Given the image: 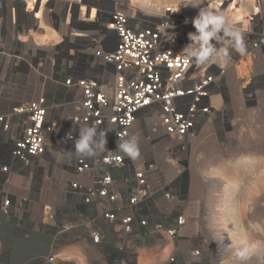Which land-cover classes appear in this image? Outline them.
<instances>
[{
    "label": "built area",
    "instance_id": "1",
    "mask_svg": "<svg viewBox=\"0 0 264 264\" xmlns=\"http://www.w3.org/2000/svg\"><path fill=\"white\" fill-rule=\"evenodd\" d=\"M42 1L34 9L26 2L21 12L14 7V28L33 37L43 30ZM96 1L87 22L75 12L54 15L70 28L58 41L33 39L27 47L28 37L20 38L9 55L7 78L34 73L40 94L0 112V264H138L145 250L164 251L167 243L174 253L165 264H206L200 244L180 248L195 219L187 158L206 125L224 129L228 63L249 65L264 52V0H252L256 10L234 24L245 52L230 47L225 61L213 53L203 64L180 54L196 30L172 7L156 19L127 11L119 0ZM9 10L8 0H0V18ZM210 43L217 52L225 46ZM259 87L251 77L243 93ZM84 127L97 129L96 143L106 134V149L78 154L74 145ZM121 142L135 143L138 156L118 150ZM58 167L65 176L50 198L46 182ZM13 234L28 245L38 242L33 257L23 259Z\"/></svg>",
    "mask_w": 264,
    "mask_h": 264
},
{
    "label": "rangeland",
    "instance_id": "2",
    "mask_svg": "<svg viewBox=\"0 0 264 264\" xmlns=\"http://www.w3.org/2000/svg\"><path fill=\"white\" fill-rule=\"evenodd\" d=\"M31 1L8 0L10 7L8 17L0 18V112L30 102L40 94L37 75L34 73L13 80L6 76L5 72L11 63L9 55L12 54L19 39L28 37L25 41L27 47L32 46L33 39L41 43L49 41L50 44L58 41L70 28L65 24H56L54 15L60 17L68 11L69 17L71 15L75 17L72 14L75 12L79 21H86L92 15L93 9L95 15L98 5L96 1L92 4V0H57L54 6H51L54 10L51 12L49 8L51 0H47L44 2L45 5L41 3V7L44 5L40 14L44 29L36 28L37 32L33 37L29 32H19L14 28L11 13L14 7L19 12L28 8L26 2L28 4L31 2L33 5L39 2V0ZM244 2L243 0H119V4L127 11L156 19H161L165 9L172 7L185 22L190 23L202 7L213 6V11L227 12L231 15L237 9L242 10ZM38 5L39 3L37 7ZM84 6L93 7L88 16L83 18L81 11ZM233 6L236 9L230 13ZM25 14L24 10L22 15ZM192 28L195 30L194 26ZM46 49L51 50V48ZM249 135L248 146L242 141L243 138H238L241 132L237 131L232 136V133L225 129H214L202 134L199 139H192L187 158L190 163V195L192 201L198 203V208L197 212L191 210L193 206L190 210L196 216L194 220L197 222L194 226L197 229L196 239L198 238L197 241L200 242L197 244L206 250L205 254L209 257L206 264H264V133L253 132ZM61 137L63 139L64 133ZM162 146L157 147L160 153L164 152ZM143 148L149 149L146 145ZM64 176L63 169L58 167L54 170L51 180L46 182L50 198L54 194L52 190L59 188ZM245 244L250 251L247 258L241 260L236 252L245 247ZM64 259L68 258L64 257ZM91 260L88 262L91 263L93 261ZM66 262L63 264L73 263Z\"/></svg>",
    "mask_w": 264,
    "mask_h": 264
},
{
    "label": "crops",
    "instance_id": "3",
    "mask_svg": "<svg viewBox=\"0 0 264 264\" xmlns=\"http://www.w3.org/2000/svg\"><path fill=\"white\" fill-rule=\"evenodd\" d=\"M244 6L242 7L243 16L240 20H233L235 23L240 22L245 16L249 14V11H254V3L252 0H243ZM233 19V18H232ZM86 22V21H85ZM227 77L225 82L226 94H225V112L224 117L225 121L221 126L228 132L232 133V136L235 135V132H241V136L238 138H243L242 141L247 142L250 139V135L253 132H262L264 133V52H258L256 60L249 65H245L243 62L228 63ZM251 77H258L260 82V87L255 91L254 95H244L243 85ZM216 125H206L196 137L199 139L202 134L206 132H211L212 130H218ZM244 136V137H243ZM236 138V137H235ZM191 179H188V199L191 210L197 212L198 203L192 201L191 195ZM49 197V194H47ZM192 217L194 214H191ZM196 220H193L184 229V236L191 237V239H184L180 242V248L182 250H189L194 247L193 245L197 244L196 240L197 229L195 228ZM11 238L16 239L20 246L24 250V258L27 259L35 255L34 247L39 245L37 241H33V245H28L25 243L20 235L13 234ZM167 248L164 251H157L156 249H147L140 256L138 264H165L168 261V256L174 253V247L172 243H167ZM48 250V242H46L42 248V252ZM82 253L87 255L93 254L91 249H82Z\"/></svg>",
    "mask_w": 264,
    "mask_h": 264
},
{
    "label": "clouds",
    "instance_id": "4",
    "mask_svg": "<svg viewBox=\"0 0 264 264\" xmlns=\"http://www.w3.org/2000/svg\"><path fill=\"white\" fill-rule=\"evenodd\" d=\"M191 6L197 7L196 5ZM212 8L213 6L200 8L198 15L192 20V24L196 31L188 34V39L191 43L180 53L186 60L195 58V62L203 64L213 58V53H216V56L219 57L221 61H225L229 55L228 50L230 47L241 54L245 52L242 32L234 26L231 15L227 12L213 11ZM162 27L167 29L174 26L164 23ZM221 30H223V37L218 35ZM213 38L218 42H224L225 46L221 47L218 52L213 44L210 43ZM224 38L230 39L225 40ZM96 134L97 129L94 127L82 128L74 145L76 152L78 154L91 156L93 155L94 147L100 148L101 150L106 149V134L99 133V143H96L94 140ZM118 150L122 151L130 158H135L139 154L135 143L121 142L118 144ZM241 243L245 242L241 241ZM249 251V247L245 244V247L237 250L236 255L241 260H244L247 258Z\"/></svg>",
    "mask_w": 264,
    "mask_h": 264
},
{
    "label": "bare ground",
    "instance_id": "5",
    "mask_svg": "<svg viewBox=\"0 0 264 264\" xmlns=\"http://www.w3.org/2000/svg\"><path fill=\"white\" fill-rule=\"evenodd\" d=\"M84 1V0H83ZM94 1H96V0H92L91 1V3L92 4H94ZM32 2V1H31ZM31 2H30V4H31ZM44 2H47V0H43V4L45 5V3ZM97 2V1H96ZM95 2V3H96ZM33 4H31V6H32ZM44 5H42V7L40 8V13L43 11V6ZM78 5V4H77ZM222 4L220 3L219 4V6H221ZM70 6V5H69ZM93 6H84L83 7V9H82V11H81V16L84 18L85 16H88V14L90 13L89 11H90V9L92 8ZM33 8H34V5H33ZM33 8H31V9H33ZM70 8V7H69ZM236 9V7L235 6H233L232 8H231V11H230V13H232L234 10ZM256 10V6L254 7V11ZM94 16V9L92 10V15H91V17H93ZM241 16H242V11L240 10V9H237L234 13H232L231 14V17L233 18V20H240L241 19ZM63 17H64V19L66 18V13L63 15ZM92 19V18H91ZM84 20V19H83ZM88 20H90V19H87L86 20V22L88 21ZM258 185V184H257ZM258 199V198H257ZM219 213V212H218ZM256 214V213H255Z\"/></svg>",
    "mask_w": 264,
    "mask_h": 264
}]
</instances>
